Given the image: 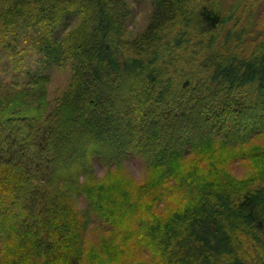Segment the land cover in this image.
Masks as SVG:
<instances>
[{"label": "trees", "instance_id": "1", "mask_svg": "<svg viewBox=\"0 0 264 264\" xmlns=\"http://www.w3.org/2000/svg\"><path fill=\"white\" fill-rule=\"evenodd\" d=\"M151 1L133 33L129 0H0V264H264V10Z\"/></svg>", "mask_w": 264, "mask_h": 264}, {"label": "rangeland", "instance_id": "2", "mask_svg": "<svg viewBox=\"0 0 264 264\" xmlns=\"http://www.w3.org/2000/svg\"><path fill=\"white\" fill-rule=\"evenodd\" d=\"M200 1L202 2L203 0H192L194 4H197ZM251 3H254V6ZM219 4L227 12H229L232 6L236 8L239 7L238 10L240 11V14H246L245 6L246 5L248 6L249 4L250 6L254 7V12H255L254 14H261L262 11L264 10V0H219ZM129 6H130V11H131L129 15V22H128L129 28L132 30L133 33H138V32L145 30L150 21L151 13L153 11L152 1L151 0H129ZM0 53L2 54V64L0 67V78H3V79L8 78L9 80H11L12 76H15L13 72V51L12 50H8V51L0 50ZM29 59H31V61H34V57L31 58V56L27 55L26 61ZM23 62H21V65L26 64L25 61ZM70 75H71V72L69 69L65 71H62L60 69H54L53 74H52V84L50 86L51 94L53 97L57 96V94L64 88V86L66 85L67 78ZM95 165H96L97 176L99 177L105 176L106 171H107L106 167L100 164L98 161L95 162ZM124 168L126 169V171L115 169L114 171H117V172H112V173L117 174V175H114V176H112V174L110 176L108 175L106 179H109V177L111 178V177H116V176L121 177L122 179L121 178L119 179L121 180L122 185H124L125 183V181H123V178H126V177H133V179L136 182H140L142 181L143 176L146 172V161L144 160L143 157L132 155L125 161ZM232 170L238 176H243L245 174V168L242 167L239 162L233 165ZM117 183H114V185L112 184V185L107 186V189L109 190H106V192H103V195L105 196L106 199H109L110 196L111 198H114L116 195L122 196L123 194L122 192L124 191L129 192L128 190H126L125 185H124L125 190L118 188ZM132 192L134 194V197L130 193H129V196L131 197V199L134 200V202L137 203V206H135L130 212V216H132L130 218L131 224L133 223L135 219L133 216L138 217L140 214L142 216L148 212H151L147 208L146 201L144 205L142 203L144 194L143 193L139 194L137 190L135 191L132 190ZM122 200L125 201L124 195H123ZM114 203L116 204L117 200L114 201ZM79 207L81 208V210L83 209L86 210L88 208V201L85 200L84 198H81L79 201ZM143 208L145 209V211H143ZM107 228H108V225L105 224L104 221L97 214L93 212L91 215V222L89 225V230L87 232L89 236V243L91 242L94 245V248L92 249L93 252L97 253L98 249L96 247V244L100 242L103 235H105L103 231L106 230ZM128 244H130V242ZM118 253L119 255L117 257L124 256L128 254L129 251L123 250V251H119ZM105 256L107 255H104L102 257L105 258Z\"/></svg>", "mask_w": 264, "mask_h": 264}]
</instances>
